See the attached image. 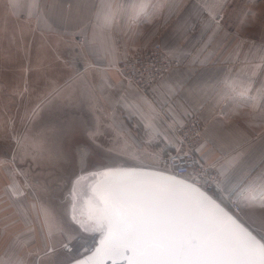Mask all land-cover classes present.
<instances>
[{"label": "crops", "instance_id": "obj_1", "mask_svg": "<svg viewBox=\"0 0 264 264\" xmlns=\"http://www.w3.org/2000/svg\"><path fill=\"white\" fill-rule=\"evenodd\" d=\"M236 1L0 0V115L18 107L13 101L21 86L59 85L77 77L82 65L67 109L77 114L83 107L92 124L89 138L124 164L116 168L161 169L164 150L177 143L171 123L197 117L205 125L199 152L217 169L222 188L220 170L227 167L237 190L259 191L264 186V14L248 9L240 17L231 12ZM155 43L181 65L145 94L115 65ZM228 81L247 85L246 93L230 90ZM220 197L215 199L222 203ZM238 217L258 237L264 234V207L241 208ZM47 243L4 239L0 259L34 264Z\"/></svg>", "mask_w": 264, "mask_h": 264}, {"label": "rangeland", "instance_id": "obj_2", "mask_svg": "<svg viewBox=\"0 0 264 264\" xmlns=\"http://www.w3.org/2000/svg\"><path fill=\"white\" fill-rule=\"evenodd\" d=\"M231 6V12L240 17L248 9L264 14V2L237 0ZM238 16L237 23H243ZM84 70L79 65L77 77L59 85L55 81L28 84L25 90L21 86L13 102L23 111L14 107L11 113L0 115V252L4 239H45L48 243L41 248L42 259L33 263L69 264L90 253L84 248L93 246V237L96 243L101 238L100 233L83 232L72 216L88 219L81 205L84 180L124 164L93 144L88 136L92 124L83 107L77 114L67 109L73 98L69 92ZM173 148L164 150L162 170L166 151ZM2 175L6 180H1ZM14 191L23 195L14 196ZM218 196L215 192L214 197ZM65 243L73 247L71 251L62 247ZM49 248L55 251L50 253Z\"/></svg>", "mask_w": 264, "mask_h": 264}, {"label": "snow or ice", "instance_id": "obj_3", "mask_svg": "<svg viewBox=\"0 0 264 264\" xmlns=\"http://www.w3.org/2000/svg\"><path fill=\"white\" fill-rule=\"evenodd\" d=\"M226 83L230 90L247 91V85ZM178 143L183 145V141ZM176 152L173 160L180 167L188 153L181 148ZM227 171V167L220 170L224 187L215 185L226 207L196 187L201 177L193 176L190 183L142 168L99 173L112 178L103 193L97 192L99 208L86 221L75 215L72 219L83 232L100 233L102 238L96 243L93 237V246L84 248L91 255L74 259L72 264H264V234L258 238L228 211L264 207V186L259 191L253 186L237 190ZM62 247L71 251L67 243ZM54 251L49 248L50 253ZM0 264L5 261L0 259Z\"/></svg>", "mask_w": 264, "mask_h": 264}, {"label": "built area", "instance_id": "obj_4", "mask_svg": "<svg viewBox=\"0 0 264 264\" xmlns=\"http://www.w3.org/2000/svg\"><path fill=\"white\" fill-rule=\"evenodd\" d=\"M80 39L83 40V37ZM179 65H181L180 60L166 51L160 43H155L130 58L120 60L116 63L115 68L125 80L131 82L139 91L149 94L155 83L172 68ZM171 126L177 134L178 141H183V145L177 142L176 147L166 151L163 163L165 169L163 170L184 177L190 182L193 181V176L201 177L196 186L214 197V193L218 192L215 185L221 186L219 173L214 165L205 161L197 151L203 141L204 122L197 117H192L183 124L171 123ZM176 148H181L183 152L188 153L180 167L176 166L179 162L173 160L178 154ZM206 178H210L208 183L204 182ZM240 210L231 209L237 217ZM69 247L73 248L70 245Z\"/></svg>", "mask_w": 264, "mask_h": 264}, {"label": "water", "instance_id": "obj_5", "mask_svg": "<svg viewBox=\"0 0 264 264\" xmlns=\"http://www.w3.org/2000/svg\"><path fill=\"white\" fill-rule=\"evenodd\" d=\"M122 168H126V169L127 168H142V169H146V170H156V171L162 172L164 174L173 175V176H176L178 178H183L184 180L190 182L189 180L185 179L184 177H180V176L174 175V174H172L170 172H167V171L161 170V169L148 168V167H122ZM113 169H116V168H113ZM105 170H107V169H104L102 171L96 172L95 176H93V175L88 176L83 182L81 205L84 208L85 213L87 214L88 217H89L90 214L94 213L100 206V199H99V196L97 195V192L99 191L100 193H103L107 189V187L112 183V178L111 177H103V176L99 175V173H102ZM196 187H198V186H196ZM200 189L203 192L207 193L204 189H202V188H200ZM207 195L210 196L213 200H216L215 197H213L209 193H207ZM216 201H217V203H220L218 200H216ZM222 206H224V205H222ZM228 211L240 223H242L246 228H248L232 211H230L229 209H228ZM249 231H251V230L249 229ZM253 234L256 235L255 233H253ZM88 255H91V253L87 254L86 256H88ZM69 264H72V262L69 263ZM106 264H111V262L110 261L106 262Z\"/></svg>", "mask_w": 264, "mask_h": 264}]
</instances>
